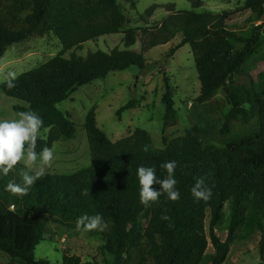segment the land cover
I'll return each instance as SVG.
<instances>
[{
    "label": "trees",
    "instance_id": "trees-1",
    "mask_svg": "<svg viewBox=\"0 0 264 264\" xmlns=\"http://www.w3.org/2000/svg\"><path fill=\"white\" fill-rule=\"evenodd\" d=\"M133 9L137 0H125ZM165 5L168 16L149 25L159 5L151 6L142 19L146 26L129 27L131 18L119 0H0V59L8 48L30 38L55 35L62 44L60 54L14 81L15 87L1 86L4 96L22 102L14 111H35L43 119L46 137L40 136L37 152L44 147L76 137L77 128L69 114L57 105L78 88L105 79L110 73L132 67L145 71V53L169 44L177 36L178 49L190 45L201 84L200 94L189 109L191 128L180 137L163 136L164 148L154 147L150 134L137 128L113 142L98 127L96 107L86 116L84 128L91 164L74 174L46 173L25 196L6 191L11 180L23 183L17 170L0 173V264H56L37 259L36 248L52 232L53 225L75 229L83 215H102L108 228L86 232L104 246L107 264H202L209 250L210 264H224L239 229L247 224L258 202L259 250L264 264V71L255 79L250 62L264 46V0H246L252 24L250 37L229 25L226 12L199 13ZM258 24V25H257ZM123 34L125 49L90 52L78 56L74 50L101 37ZM141 52L131 50L138 36ZM70 53V57L66 55ZM164 78V133L177 125L173 89ZM221 93L223 99H217ZM131 100L120 111L135 107ZM46 129V130H45ZM145 146L148 151L145 152ZM175 161L174 179L180 193L171 201L164 193L155 204L140 201L138 168L153 167L159 179L167 178L161 165ZM206 177L212 187L208 202L192 195L197 178ZM159 191L160 185H154ZM88 189V196H82ZM226 204L230 220L224 239L217 232ZM167 215L170 220L162 219ZM63 264H97L81 257L63 256Z\"/></svg>",
    "mask_w": 264,
    "mask_h": 264
},
{
    "label": "rangeland",
    "instance_id": "rangeland-1",
    "mask_svg": "<svg viewBox=\"0 0 264 264\" xmlns=\"http://www.w3.org/2000/svg\"><path fill=\"white\" fill-rule=\"evenodd\" d=\"M123 9L131 18L129 27L141 28L146 26L142 16L153 5H159L153 16L148 19L149 25L168 16L165 5L174 4L177 10H193L192 3L200 1L201 7L197 12H226L230 15L229 25L243 30L245 37L252 34V24H247L250 12L245 10L246 0H137L136 8L129 6L125 0H119ZM258 25V24H257ZM181 42L177 36L173 42L153 48L145 53L149 67L140 71L132 67L122 72L110 73L103 80H96L91 84L78 88L67 100L57 105L58 109L70 115V119L77 128L76 137L69 141H61L54 146L55 159L46 173L52 175H70L87 168L91 164L90 149L86 137L84 123L86 116L93 107H96L98 127L109 139L116 142L130 135L137 128L146 130L152 137L154 147L164 148L163 136L168 139L183 136L191 128L189 119L190 103L194 104L200 94L201 84L194 55L190 45L178 49L170 57L172 47ZM125 49L123 34L101 37L97 41H89L74 52L80 57H86L90 52H111L113 49ZM143 37L138 36L137 43L131 50L141 52ZM62 51V44L55 35L43 38H30L26 42L12 45L0 59L5 71L16 73V77L40 67ZM70 57V53L66 55ZM264 71V46L250 62V74L257 78ZM164 78L173 89L175 109L177 110V125L168 128L164 133L165 105L162 96L165 92ZM3 82L0 81V119H15L17 112L14 106L22 102L8 98L1 92ZM258 85L264 88V81L258 79ZM135 100V107L119 111L131 100ZM217 99H223L218 93ZM47 132L41 133L46 137ZM19 169L17 173L19 174ZM22 179V177L19 175ZM247 224L239 229L236 240L231 246L230 254L224 264H260L262 255L259 250L261 232L259 229L258 202L255 201ZM230 205L226 204L222 224L217 232L226 238L227 226L230 220ZM103 242L97 237L75 229L60 228L53 225L50 235L36 248L37 259H48L56 264H63V256L81 257L84 262L107 264L111 258L104 254ZM211 247L207 251L202 264H210Z\"/></svg>",
    "mask_w": 264,
    "mask_h": 264
},
{
    "label": "clouds",
    "instance_id": "clouds-1",
    "mask_svg": "<svg viewBox=\"0 0 264 264\" xmlns=\"http://www.w3.org/2000/svg\"><path fill=\"white\" fill-rule=\"evenodd\" d=\"M16 73L5 71L0 64V81L6 84L9 89L16 85ZM44 129L43 119L35 111H20L15 119H0V173L8 176L9 173L19 169V175L22 177V185L14 181H9L6 185V191L13 195L25 196L29 189L46 175V170L52 166L55 159L53 148L44 147L37 152V142L40 139L41 131ZM46 130V129H45ZM144 151H148L145 146ZM167 171V178L159 179L156 170L153 167H139L138 179L140 184V201L148 207L158 202L159 197L166 193L171 201H178L180 193L176 189L177 181L174 179V170L177 167L175 161L166 162L161 165ZM159 184L157 191L154 185ZM192 195L198 200L208 202L212 197V187L206 183V177H199L192 188ZM88 189H84L82 196L87 197ZM164 220H170L167 215H162ZM78 231L104 232L108 228L107 222L102 215L94 216L83 215L76 221Z\"/></svg>",
    "mask_w": 264,
    "mask_h": 264
},
{
    "label": "built area",
    "instance_id": "built-area-1",
    "mask_svg": "<svg viewBox=\"0 0 264 264\" xmlns=\"http://www.w3.org/2000/svg\"><path fill=\"white\" fill-rule=\"evenodd\" d=\"M192 106V103H190V107Z\"/></svg>",
    "mask_w": 264,
    "mask_h": 264
}]
</instances>
